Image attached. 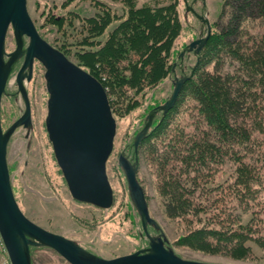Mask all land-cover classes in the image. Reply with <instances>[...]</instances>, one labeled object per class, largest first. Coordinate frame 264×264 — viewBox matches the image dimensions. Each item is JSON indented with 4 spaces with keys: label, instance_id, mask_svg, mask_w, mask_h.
<instances>
[{
    "label": "trees",
    "instance_id": "obj_1",
    "mask_svg": "<svg viewBox=\"0 0 264 264\" xmlns=\"http://www.w3.org/2000/svg\"><path fill=\"white\" fill-rule=\"evenodd\" d=\"M222 2L230 4L229 14L220 24L222 6L210 23L190 78L174 105L163 117L154 118L137 154L158 168L164 212L201 223L185 234L182 243L241 258L252 253L249 241L264 248V0ZM125 6L126 17L97 40V47L76 53L85 60L76 63L103 85L113 112L111 92L123 98L129 88L134 94L144 93L146 88L171 81L174 62L180 73V67L189 72L196 60L192 53H185L182 64L176 62L180 48L175 51L173 44L182 25L176 3L157 8ZM115 17L109 9L87 17L89 32L103 34ZM243 18L246 27L239 29ZM128 98L127 111L140 102L135 95ZM165 99H153L146 109ZM185 106L193 128L190 132L180 126L171 129L172 114L184 112ZM157 139L169 140L155 143ZM127 146L131 149L132 142ZM224 163H228L230 181L225 186L217 178L214 186L208 185L215 169ZM202 202L208 203L207 208ZM203 212L209 216H200Z\"/></svg>",
    "mask_w": 264,
    "mask_h": 264
},
{
    "label": "rangeland",
    "instance_id": "obj_2",
    "mask_svg": "<svg viewBox=\"0 0 264 264\" xmlns=\"http://www.w3.org/2000/svg\"><path fill=\"white\" fill-rule=\"evenodd\" d=\"M187 1L190 3L191 0ZM126 3L136 7L147 5L156 8L176 3V11L182 25L173 44L175 51L179 48L181 51L184 45L198 36L199 19L191 12H185L182 0H26V8L42 38L54 47L64 50L74 62H81L85 60L76 54L77 51L88 47H97L99 43L97 40L104 38L108 30L126 17ZM222 3V0H205L203 6L199 0L193 4V8L196 12L205 14L209 19V24H213L223 6V12L219 17L221 24L230 11V4L223 5ZM104 9H109L116 14V17L111 20L103 34L94 36L88 30L91 23L86 18L100 10L104 11ZM55 17L59 20L56 21ZM245 24L246 19L243 18L239 29L245 28ZM253 28L256 29L254 25ZM250 30H253L252 26ZM90 41L93 42L89 44ZM5 48L7 51L14 48L11 28L7 32ZM20 62L21 59L9 75L5 94L1 98L0 118L3 129L14 121L24 109L23 100L16 90L15 83V73ZM176 62L178 65L182 64L179 59ZM43 72L42 64L38 60H34L31 78L25 82L32 123L28 135H25V128L19 126L11 134L7 143L6 160L10 182L21 211L43 228L74 239L83 247L105 258L146 247L147 238L129 199L126 181L117 164V158L122 151L133 156V146L128 149L127 145L129 141L132 142L134 134L143 125L144 116L148 112L146 106L151 104L153 99L161 100L163 97H167L171 91V81L166 80L156 88H146L144 93L134 94L132 89H126V98H123L118 92L110 93L116 131L113 148L106 161V173L113 190V204L107 209H102L74 200L67 189L44 126L47 92ZM175 73L178 75L179 71H175ZM152 94L154 95L151 97ZM133 95L140 102L127 111L129 109L126 103L127 98L130 99ZM184 109V112L178 111L172 114L174 116L169 121L171 129L180 126L190 132L193 128V124L187 121L189 109L187 106ZM136 128L139 129L133 134ZM159 141L161 139L155 140V143H159ZM167 141L162 140L161 142ZM136 157V176L143 187L149 214L159 223L168 240V245L177 255L185 259L216 264H264V248L253 241H249L252 253L241 258L223 252H204L183 244L182 238L185 234L201 223L191 220L189 217L169 216L164 212L159 180L157 179V166L143 155L138 158L137 150ZM227 166L228 163H224L221 168L218 166L213 172L215 178L210 179L211 182L208 185L214 186L213 183L218 178V180L224 181L226 186V182L230 181ZM212 186H206V188L209 189ZM215 191L212 190L210 193ZM202 203L207 208L208 203ZM201 215L209 216L204 212ZM243 215L242 220H246ZM149 231L152 230L149 229ZM30 252L32 264H70L49 247H36ZM1 255L2 247L0 245Z\"/></svg>",
    "mask_w": 264,
    "mask_h": 264
},
{
    "label": "water",
    "instance_id": "obj_3",
    "mask_svg": "<svg viewBox=\"0 0 264 264\" xmlns=\"http://www.w3.org/2000/svg\"><path fill=\"white\" fill-rule=\"evenodd\" d=\"M194 1L182 0L185 12H191L199 19V33L184 45L178 58L181 62L183 55L191 52L196 56L195 63L189 72L180 67L178 75L175 73L176 63L172 65L169 95L148 110L143 125L133 136V160L124 151L117 158L129 199L148 240L147 246L105 258L87 250L74 239L43 228L21 211L13 194L6 152L10 136L17 127L25 128L26 136L31 128L25 82L31 78L34 60H38L44 67L47 92L44 126L67 189L78 202L109 208L113 204V190L106 173V161L113 148L116 122L107 93L96 77L70 61L62 51L39 35L28 14L26 0H0V103L9 75L19 59L15 83L24 103L21 114L5 129L0 118V237L11 264H32L31 247H49L70 264H216L182 258L165 245L167 238L149 214L143 187L136 176L139 142L146 136L154 118L158 114L163 117L174 105L210 33L209 19L195 11ZM200 1L204 6L205 0ZM10 28L14 48L7 51L5 41ZM147 226L158 233L151 235Z\"/></svg>",
    "mask_w": 264,
    "mask_h": 264
},
{
    "label": "flooded vegetation",
    "instance_id": "obj_4",
    "mask_svg": "<svg viewBox=\"0 0 264 264\" xmlns=\"http://www.w3.org/2000/svg\"><path fill=\"white\" fill-rule=\"evenodd\" d=\"M197 1H199V0H195L194 2H193V4L195 3V2H197ZM204 29H205V27L203 28V31H204ZM57 48V47H56ZM58 49V48H57ZM60 50V49H59ZM61 51V50H60ZM63 52V51H62ZM191 53V52H190ZM65 55V54H64ZM66 56V55H65ZM67 57V56H66ZM68 58V57H67ZM69 59V58H68ZM70 61H72L71 59H69ZM73 63H75V64H77L76 62H74V61H72ZM78 65V64H77ZM79 66V65H78ZM80 67V66H79ZM82 68V67H81ZM83 69V68H82ZM85 70V69H84ZM183 70H184V72H188L187 70H186V67L184 68L183 67ZM86 71V70H85ZM88 72V71H87ZM53 152V151H52ZM127 154V153H126ZM131 160H133V158H132V156H130V155H127ZM112 206V205H111ZM159 224V223H158ZM141 225V224H140ZM160 226V225H159ZM142 228V227H141ZM161 228V227H160ZM149 229H151L152 231H149ZM147 230H148V232L151 234V235H153V234H157L158 233V231H156V230H154L151 226H147ZM143 231V230H142ZM144 233V232H143ZM145 235V234H144ZM148 241V240H147ZM81 245V244H80ZM165 245H167V246H169L168 245V240H167V242H165ZM82 246V245H81ZM85 248V247H84ZM87 249V248H86ZM88 250V249H87ZM90 251V250H89ZM92 252V251H91ZM94 253V252H93ZM96 254V253H95ZM100 256V255H99Z\"/></svg>",
    "mask_w": 264,
    "mask_h": 264
},
{
    "label": "built area",
    "instance_id": "obj_5",
    "mask_svg": "<svg viewBox=\"0 0 264 264\" xmlns=\"http://www.w3.org/2000/svg\"><path fill=\"white\" fill-rule=\"evenodd\" d=\"M0 245L2 247V255L0 256V264H11L6 252H5V248L3 246L1 237H0Z\"/></svg>",
    "mask_w": 264,
    "mask_h": 264
},
{
    "label": "bare ground",
    "instance_id": "obj_6",
    "mask_svg": "<svg viewBox=\"0 0 264 264\" xmlns=\"http://www.w3.org/2000/svg\"><path fill=\"white\" fill-rule=\"evenodd\" d=\"M5 252H6V250H5ZM7 254V253H6Z\"/></svg>",
    "mask_w": 264,
    "mask_h": 264
}]
</instances>
